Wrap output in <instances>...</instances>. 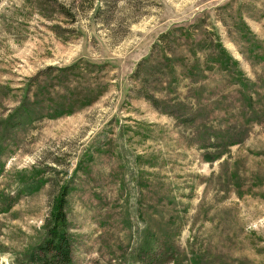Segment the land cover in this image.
<instances>
[{
	"label": "rangeland",
	"instance_id": "obj_1",
	"mask_svg": "<svg viewBox=\"0 0 264 264\" xmlns=\"http://www.w3.org/2000/svg\"><path fill=\"white\" fill-rule=\"evenodd\" d=\"M64 186L71 264H264V0H0V264Z\"/></svg>",
	"mask_w": 264,
	"mask_h": 264
},
{
	"label": "trees",
	"instance_id": "obj_2",
	"mask_svg": "<svg viewBox=\"0 0 264 264\" xmlns=\"http://www.w3.org/2000/svg\"><path fill=\"white\" fill-rule=\"evenodd\" d=\"M152 98V97H151ZM67 188L64 186L58 193L55 202V210L52 213V223L47 232V236L40 245L46 253H51L50 261L56 264H71V247L68 239L66 238V215L64 208L66 206Z\"/></svg>",
	"mask_w": 264,
	"mask_h": 264
}]
</instances>
